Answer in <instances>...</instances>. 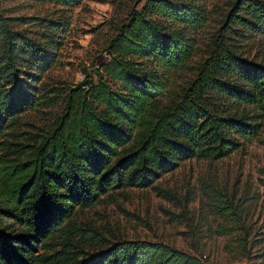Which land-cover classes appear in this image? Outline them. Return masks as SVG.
Here are the masks:
<instances>
[{
	"label": "trees",
	"instance_id": "1",
	"mask_svg": "<svg viewBox=\"0 0 264 264\" xmlns=\"http://www.w3.org/2000/svg\"><path fill=\"white\" fill-rule=\"evenodd\" d=\"M3 0H0V2ZM75 7L81 0H37ZM99 65L119 84L83 81L41 134L15 140L22 113L46 107L40 76L67 22L38 21L35 40L0 10V264H202L167 244L118 240L83 250L70 217L109 191L148 187L186 160H218L257 137L264 119V63L216 45L185 85L174 74L195 51L206 19L200 0H137ZM33 18V17H32ZM27 18V19H32ZM264 38V0H233L226 15ZM45 105V106H44ZM224 106V108H223ZM58 248L39 251L56 236ZM264 264V263H263Z\"/></svg>",
	"mask_w": 264,
	"mask_h": 264
},
{
	"label": "rangeland",
	"instance_id": "2",
	"mask_svg": "<svg viewBox=\"0 0 264 264\" xmlns=\"http://www.w3.org/2000/svg\"><path fill=\"white\" fill-rule=\"evenodd\" d=\"M200 1L206 19L194 32L192 57L173 76L175 87L195 76L212 50L217 52L216 45L264 63V38L236 23L228 26L226 15L233 0ZM143 2L81 0L75 7L64 8L37 0L1 1L2 14L26 18V23L16 20L14 26L41 44L34 18L67 22L58 35L53 62L38 83L47 106L22 113L6 137L24 140L43 133L62 112L64 94L83 81L101 80L118 88L99 68L108 59L103 48L126 11L140 8ZM69 220L74 227L71 235H78L83 250L118 240H147L192 254L202 264H263L264 119L257 137L228 156L183 161L148 187L115 189L91 206L76 208ZM5 223L0 218V224ZM58 240L56 234L39 251L58 248Z\"/></svg>",
	"mask_w": 264,
	"mask_h": 264
},
{
	"label": "built area",
	"instance_id": "3",
	"mask_svg": "<svg viewBox=\"0 0 264 264\" xmlns=\"http://www.w3.org/2000/svg\"><path fill=\"white\" fill-rule=\"evenodd\" d=\"M202 258H205V256H204V255H202Z\"/></svg>",
	"mask_w": 264,
	"mask_h": 264
}]
</instances>
